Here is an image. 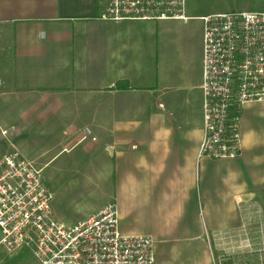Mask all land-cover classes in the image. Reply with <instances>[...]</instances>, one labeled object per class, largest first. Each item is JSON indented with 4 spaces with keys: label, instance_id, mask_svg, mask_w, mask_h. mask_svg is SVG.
Returning <instances> with one entry per match:
<instances>
[{
    "label": "crops",
    "instance_id": "0c3cea01",
    "mask_svg": "<svg viewBox=\"0 0 264 264\" xmlns=\"http://www.w3.org/2000/svg\"><path fill=\"white\" fill-rule=\"evenodd\" d=\"M99 15L98 0H0V127L29 120L44 153L95 183L81 186L78 218L53 193L65 225L113 203L123 235L154 240L155 264H211L209 238L241 228L248 200L264 203V102L243 108L240 157L198 160L202 23Z\"/></svg>",
    "mask_w": 264,
    "mask_h": 264
},
{
    "label": "built area",
    "instance_id": "2783aa9c",
    "mask_svg": "<svg viewBox=\"0 0 264 264\" xmlns=\"http://www.w3.org/2000/svg\"><path fill=\"white\" fill-rule=\"evenodd\" d=\"M107 23L187 21V0H98ZM202 22L203 136L198 160L241 156L246 104L264 102V11L205 15ZM1 85V84H0ZM84 138L91 137L89 129ZM95 141V138H92ZM41 171L16 151L0 157V245L29 250L39 264H155L154 240L125 236L108 203L67 226L52 211Z\"/></svg>",
    "mask_w": 264,
    "mask_h": 264
},
{
    "label": "rangeland",
    "instance_id": "374dc122",
    "mask_svg": "<svg viewBox=\"0 0 264 264\" xmlns=\"http://www.w3.org/2000/svg\"><path fill=\"white\" fill-rule=\"evenodd\" d=\"M247 1L187 0L186 14L197 17L196 19L201 22L199 17L205 15L246 11L243 5ZM254 1L257 3V0ZM1 82L0 80V88L3 85ZM5 106L11 105L8 102ZM6 120L2 121L4 130L0 127V157L8 152L16 151L30 160L37 169L42 171L45 185L55 194L61 208L72 217L78 218L82 211H74V209L81 206L78 202L82 196L81 186L86 185L91 190L89 194H93L95 183L90 180L82 182L81 175L75 172L73 166L72 172H64L61 167L64 157L61 154L55 158L52 157L58 149L44 153L47 151L49 141L41 137L42 134L39 130L36 131L37 128L33 127L29 120L18 118ZM86 169L89 170V168ZM86 193L84 191L83 196ZM245 207L244 224L241 228L209 238L207 246L211 264H264V203L259 199L248 200ZM257 224L260 225L257 226ZM0 264H39V262L29 250L10 252L0 248Z\"/></svg>",
    "mask_w": 264,
    "mask_h": 264
}]
</instances>
